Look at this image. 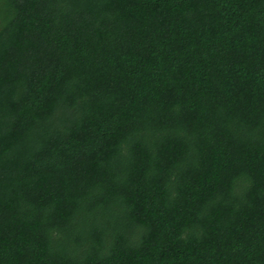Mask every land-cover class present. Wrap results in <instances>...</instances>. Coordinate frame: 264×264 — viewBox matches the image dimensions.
<instances>
[{"label":"trees","instance_id":"trees-1","mask_svg":"<svg viewBox=\"0 0 264 264\" xmlns=\"http://www.w3.org/2000/svg\"><path fill=\"white\" fill-rule=\"evenodd\" d=\"M0 264H264V0H0Z\"/></svg>","mask_w":264,"mask_h":264}]
</instances>
